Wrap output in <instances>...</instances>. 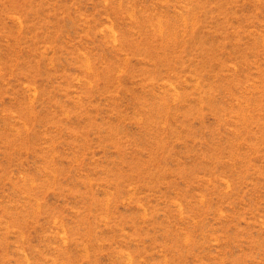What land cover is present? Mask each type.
Instances as JSON below:
<instances>
[{
	"label": "rangeland",
	"instance_id": "1",
	"mask_svg": "<svg viewBox=\"0 0 264 264\" xmlns=\"http://www.w3.org/2000/svg\"><path fill=\"white\" fill-rule=\"evenodd\" d=\"M0 264H264V0H0Z\"/></svg>",
	"mask_w": 264,
	"mask_h": 264
}]
</instances>
